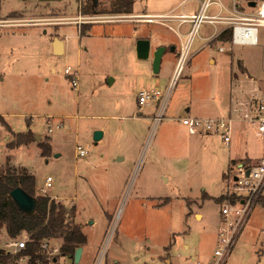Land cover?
<instances>
[{"label":"rangeland","instance_id":"1","mask_svg":"<svg viewBox=\"0 0 264 264\" xmlns=\"http://www.w3.org/2000/svg\"><path fill=\"white\" fill-rule=\"evenodd\" d=\"M162 1L171 0H0V115L12 130L38 136L7 149L11 134L0 125V165L25 168L34 176L36 195L74 207L65 221L80 225L86 241L77 263L60 256L59 264H96L100 257L101 264H164L158 256L167 252L172 264H194L198 253L214 248L223 201L214 197L228 188L234 159L250 164L262 151L255 129L242 122L233 124L224 145L217 134L189 133L180 119L217 116L230 85L233 98L240 91L264 97V27L258 28L257 45L222 52L218 45H231H205L169 87L180 49L176 33L156 26L175 51L165 42L154 73L149 57L132 53L138 28L153 25L113 20L158 11ZM199 1L187 0L175 12L195 13ZM216 9L211 4L207 13ZM10 13L16 16L6 18ZM212 29L202 23L198 36ZM53 35L66 43L57 57L44 49ZM65 65L77 69L76 88L60 70ZM144 88L161 90L158 105L150 101L139 108L137 93ZM47 122L61 127L48 132ZM95 130L103 132L96 143ZM38 141L50 145L48 155ZM77 145L88 154L77 156ZM46 176L52 186L42 193ZM257 203L226 264H264V209ZM8 239L0 231L1 248Z\"/></svg>","mask_w":264,"mask_h":264},{"label":"built area","instance_id":"2","mask_svg":"<svg viewBox=\"0 0 264 264\" xmlns=\"http://www.w3.org/2000/svg\"><path fill=\"white\" fill-rule=\"evenodd\" d=\"M249 1H253L254 4L249 5ZM211 4H216L217 9L215 12L207 13ZM113 18L114 21L154 19L162 24H167L170 21L178 22L174 31L182 38H180V49L176 58L175 68L168 83V86L172 87L175 78L194 54L192 51L193 42L198 37L199 27L202 23L210 24L213 27L207 36L201 37L205 42L202 46L215 41L231 45L227 47L223 44L218 45L217 50L222 52L232 48L233 45H257L258 28L264 27V0H247L240 3L237 0H232L229 5L220 0H200L195 13L120 14L115 15ZM184 22L191 25L187 32L181 35L179 26ZM226 32L229 33V38L226 40L221 39V35ZM60 70L69 77L71 86L76 88L78 85L77 69L70 65H65ZM258 89L260 90L259 87ZM161 98V90L158 88H144L137 93L140 109L150 101L154 102L151 105H158ZM163 115V113L160 114L158 118L161 119ZM180 122L192 134H217L224 145H228L231 141L233 124L242 122L253 127L256 135L263 143L262 154L257 160L250 164L242 161L234 165L231 186L227 194L234 193L236 197L234 201L225 199L222 202L220 208L221 221L210 260L205 263L196 262V264H226L227 258L248 221L254 205L262 195L264 187V97L250 92L246 96L240 95L232 98V106L225 115L185 116L180 119ZM46 127L48 132H52L54 128H60L61 124L47 122ZM76 153L80 157L86 156L88 150L81 145H77ZM246 170L248 174H246ZM52 181L51 176H46L39 191L44 193L46 189L52 186ZM28 240L29 236L24 232L20 237L10 238L4 248L10 253H16L26 246ZM39 252L42 258L37 260L35 264H42L43 260L46 261V264H59V257L63 256L60 253L59 244L51 243L49 240H44L40 243ZM29 259V255L21 254L16 258V264H28ZM0 264L5 263L0 262ZM96 264H101V257Z\"/></svg>","mask_w":264,"mask_h":264},{"label":"trees","instance_id":"3","mask_svg":"<svg viewBox=\"0 0 264 264\" xmlns=\"http://www.w3.org/2000/svg\"><path fill=\"white\" fill-rule=\"evenodd\" d=\"M10 13L6 18L15 17ZM81 33L83 30L80 31ZM1 34V31H0ZM229 33H223L221 39L229 38ZM0 125L11 134L10 140L6 143L7 149H13L21 145H27L35 140V134L30 130L13 131L0 115ZM42 155H48L50 145L38 141ZM21 187L28 195L35 200L31 211H23L11 198L9 192L15 187ZM35 179L25 168L20 171L11 167L0 165V231L9 238H17L22 232L29 236L26 246L16 253L4 251L0 247V262L5 264H16V258L21 254L30 256L28 264H35L41 260L39 252L40 243L49 239H60V253L63 256L72 255L75 249L82 246L86 241L85 233L78 224H67L65 219L72 216L74 207L67 208L62 203L56 202L49 196L35 194ZM234 193L221 194L216 199L234 201ZM258 203L264 208V196L258 198ZM50 241V240H49ZM170 246V245H169ZM42 264H46L43 260Z\"/></svg>","mask_w":264,"mask_h":264},{"label":"crops","instance_id":"4","mask_svg":"<svg viewBox=\"0 0 264 264\" xmlns=\"http://www.w3.org/2000/svg\"><path fill=\"white\" fill-rule=\"evenodd\" d=\"M187 0H171L169 3L168 2H164V1H162V3H161V6L160 7H157L156 5H155V7H157L158 9V11H142V12H128V13H123V14H145V15H154V14H159V13H166V11H167V13L168 12H172L173 14H182V13H188V12H175V10L177 11V10H180V9H183V6H184V4H185V2H186ZM200 2V1H199ZM157 4V3H156ZM154 7V6H153ZM2 17V16H1ZM124 22H126V21H124ZM127 22H136V23H143V24H152L153 26H149V25H147V26H142V28H138V35L136 36V38L135 39H148L149 41H150V52H149V58H148V60H152V53H153V51L158 47V46H167V45H165L166 43L165 42H167L166 41V39L163 37V36H161L160 34H159V29L156 27V26H158V25H162V26H166V27H169L172 31H174V29H175V27L178 25V22L177 21H170V22H168L167 24H162V23H160V22H158L157 20H154V19H152V20H139V21H127ZM77 23H79V21L77 22ZM170 23H175V25L174 26H172ZM188 25V26H186L185 27V29H182L181 27H183L184 25ZM190 23H182L180 26H179V31H180V33H181V35H183V34H185L186 32H187V30L189 29V27H190ZM79 30L81 31V29H79V26H78V32H79ZM150 30L151 31H153V33H151L150 32ZM175 32V31H174ZM81 33V32H80ZM176 33V32H175ZM177 35V34H176ZM148 36H150V37H148ZM178 36V35H177ZM207 36V35H206ZM179 37V36H178ZM201 37H205V36H198L197 37V39L199 40L197 43H196V45H195V48H194V50H192L194 53H197L199 50H201L204 46H202L205 42H203V40L201 39ZM180 38H182V37H179V40H180ZM55 39H58V40H60V45H59V50H61V53L59 54V55H62L64 52H65V48H66V43H65V41L63 40V39H60L58 36H56V35H53L51 38H50V41H49V43H45V45H44V49L46 50L47 49V51L50 53V54H52V55H54V56H59V55H55V51L56 50H58V45H56V43H54V40ZM196 40V39H195ZM167 44H168V46L169 45H171L169 42H167ZM134 48H133V51H132V53L133 54H135L136 55V49H135V41H134ZM193 45H194V42H193ZM172 46V45H171ZM170 50V49H169ZM175 51V48H174V50H170V52H171V54L173 53ZM166 53V50L164 51V53H163V55ZM163 55H162V57H163ZM162 57H161V59H162ZM209 62L210 63H213L214 62V59L212 58V57H210L209 59ZM175 63L176 62H174V64H173V68H172V71H171V74H170V77H169V81H170V79H171V76H172V74H173V71H174V68H175ZM54 69H52L51 71H53ZM249 79H251V78H249ZM157 80V83L159 82V78H157L156 79ZM261 89V88H260ZM233 91H234V89L231 87V85H230V87L228 88V91H227V93H225V96L223 97V100H222V105L220 106L221 108H219L218 110H219V114L218 115H225V114H227L228 112H229V110H230V108H231V106H232V98H233V96H232V93H233ZM239 95H241V96H246V95H248V93H245L244 95H242V92L240 91L239 92V94L238 95H236V97L237 96H239ZM217 115V116H218ZM14 131V130H13ZM16 132V131H15ZM262 151H263V146H262ZM262 151H261V153H260V155L262 154ZM259 155V156H260ZM259 156H256L255 158H253V160H252V162H254L255 160H257V158L259 157ZM239 162H242V161H235V159H234V163H233V167H232V172H231V175L228 177L229 178V182L227 183L228 184V188L225 190V191H223V192H221L220 194H218L216 197H214V198H217L219 195H221V194H225V193H227L228 191H229V189H230V186H231V177H232V173H233V168H234V165L236 164V163H239ZM262 196H264V187H263V190H262ZM204 197L205 198H209V197H211L209 194H205L204 195ZM224 201V200H223ZM222 201V202H223ZM221 202V203H222ZM259 203H257V205H258ZM259 206H261L260 204H259ZM261 208H263L262 206H261ZM264 209V208H263ZM194 216L197 218V219H201L202 218V213H200L199 211H195L194 213ZM220 221H221V217H220V213H219V215H218V218L216 219V221L214 222V228L216 229V233H215V239H216V237H217V231H218V227H219V225H220ZM24 232H22L18 237H20V236H22V234H23ZM10 239V238H9ZM8 239V240H9ZM5 243H7V242H5ZM170 245V244H169ZM171 246V245H170ZM185 248H188V246L187 245H185L184 246ZM164 248H165V246H164ZM3 249H4V251H8V250H6L4 247H3ZM167 251H168V249H166ZM211 253H212V249H209V250H207V252H205V250L203 249V251L201 252V253H198L193 259H195V262H194V264H196V262H201V263H205V262H208L209 260H210V258H211ZM158 258H159V260L161 261V262H163L164 264H172V261H171V259H170V257H169V253L167 252L166 253V255H159L158 256Z\"/></svg>","mask_w":264,"mask_h":264},{"label":"water","instance_id":"5","mask_svg":"<svg viewBox=\"0 0 264 264\" xmlns=\"http://www.w3.org/2000/svg\"><path fill=\"white\" fill-rule=\"evenodd\" d=\"M41 1H51V0H41ZM253 1H249V5H253ZM54 43L58 45V50L55 51V55H59L61 53V50H59L60 40L55 39ZM175 46L172 45L170 50H174ZM136 56L139 59H146L149 57L150 52V41L148 39H138L136 41ZM165 51L164 46H158L152 53V70L154 73H156L159 70V63L161 60V57ZM103 136L102 130H95L93 132V142L96 143L101 139ZM35 139H38V136H35ZM58 154H56L57 156ZM246 174H248V171L246 170ZM9 195L11 198L17 203L19 208L23 211H31L33 209L35 200L32 196L28 195L21 187L17 186L13 188ZM82 253V246H79L75 249L74 253L72 255H68L67 257L71 258L73 262L77 263L80 259Z\"/></svg>","mask_w":264,"mask_h":264},{"label":"flooded vegetation","instance_id":"6","mask_svg":"<svg viewBox=\"0 0 264 264\" xmlns=\"http://www.w3.org/2000/svg\"><path fill=\"white\" fill-rule=\"evenodd\" d=\"M169 48V47H168ZM170 48H171V46H170ZM165 50H166V48H165Z\"/></svg>","mask_w":264,"mask_h":264}]
</instances>
